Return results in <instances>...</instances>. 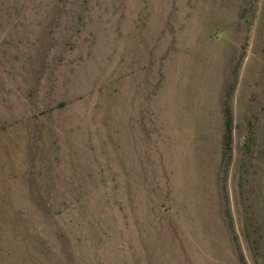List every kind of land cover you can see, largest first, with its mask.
<instances>
[{
	"label": "rangeland",
	"instance_id": "1",
	"mask_svg": "<svg viewBox=\"0 0 264 264\" xmlns=\"http://www.w3.org/2000/svg\"><path fill=\"white\" fill-rule=\"evenodd\" d=\"M0 264H264V0H0Z\"/></svg>",
	"mask_w": 264,
	"mask_h": 264
},
{
	"label": "trees",
	"instance_id": "2",
	"mask_svg": "<svg viewBox=\"0 0 264 264\" xmlns=\"http://www.w3.org/2000/svg\"><path fill=\"white\" fill-rule=\"evenodd\" d=\"M227 142H228V146H231L232 144V119L231 117L228 120L227 123Z\"/></svg>",
	"mask_w": 264,
	"mask_h": 264
}]
</instances>
